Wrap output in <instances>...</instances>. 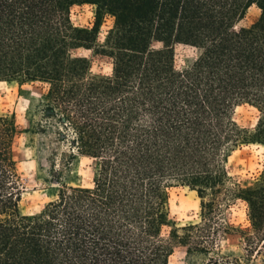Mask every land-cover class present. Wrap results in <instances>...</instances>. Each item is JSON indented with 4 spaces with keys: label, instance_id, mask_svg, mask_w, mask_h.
Returning <instances> with one entry per match:
<instances>
[{
    "label": "trees",
    "instance_id": "trees-1",
    "mask_svg": "<svg viewBox=\"0 0 264 264\" xmlns=\"http://www.w3.org/2000/svg\"><path fill=\"white\" fill-rule=\"evenodd\" d=\"M82 4L95 6L92 27L71 20ZM252 5L258 18L235 31ZM177 44L197 48L190 66L177 67ZM80 48L112 72L94 73ZM13 80L45 84L36 132L68 151L52 150L57 195L22 214L20 130L0 111V264H170L181 245L209 254L203 264H264V169L243 186L228 168L235 150L264 145V0H0V82ZM245 104L259 111L253 129L235 117ZM82 155L92 181L68 184ZM176 187L197 191L199 222L172 219ZM237 200L241 227L222 216ZM228 235L239 252L220 247Z\"/></svg>",
    "mask_w": 264,
    "mask_h": 264
},
{
    "label": "rangeland",
    "instance_id": "rangeland-1",
    "mask_svg": "<svg viewBox=\"0 0 264 264\" xmlns=\"http://www.w3.org/2000/svg\"><path fill=\"white\" fill-rule=\"evenodd\" d=\"M260 9L252 5L245 16L236 25L237 31L241 25L248 26L259 16ZM71 20L77 27H92L95 22V6L91 4L74 5L71 9ZM113 25V18L105 16L99 29V39L103 41L108 30ZM160 42H155L154 47H160ZM77 55L92 57L94 73L112 72V61L108 56L95 55L91 50L83 48L74 51ZM176 65L178 68L190 66L198 55L197 48L177 44L175 48ZM46 86L40 82H0V111L15 115L20 133L16 137L14 154L18 163L19 173L24 186L23 197L20 204L22 214H35L40 212L48 201L53 199L61 186L53 179L51 172L55 154L68 151L66 145L58 144L55 136L50 132L44 134L36 132V122L41 119L40 103ZM235 117L244 127L253 129L259 118L257 108L248 104L239 106ZM230 175L243 186L250 185L264 169V145L249 144L235 150L228 163ZM92 168L90 159L79 156L67 172L68 184H90L92 181ZM170 211L172 219L177 226H186L201 220V198L196 190L188 187H176L171 191ZM222 216L235 226L247 224V205L244 201L237 200L230 206H223ZM220 247L225 251L239 252L241 241L238 235H228L219 241ZM209 254L188 251L187 246H177L171 257L170 264H203Z\"/></svg>",
    "mask_w": 264,
    "mask_h": 264
}]
</instances>
